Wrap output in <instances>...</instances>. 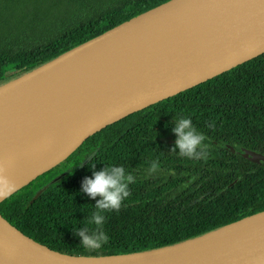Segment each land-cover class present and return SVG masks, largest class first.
I'll use <instances>...</instances> for the list:
<instances>
[{
    "label": "trees",
    "instance_id": "trees-1",
    "mask_svg": "<svg viewBox=\"0 0 264 264\" xmlns=\"http://www.w3.org/2000/svg\"><path fill=\"white\" fill-rule=\"evenodd\" d=\"M165 1L0 0V83ZM177 116L190 117L204 135L205 157L170 150ZM245 151L264 156V53L94 133L67 158L73 167L37 177L2 200L0 214L68 255L170 245L264 210V161H251ZM89 153L92 159L80 164ZM153 160L158 168L148 173ZM87 163L97 169L119 164L134 177L120 208L104 213L109 239L93 251L73 232L93 227L87 218L94 199L78 191L91 174Z\"/></svg>",
    "mask_w": 264,
    "mask_h": 264
},
{
    "label": "water",
    "instance_id": "water-1",
    "mask_svg": "<svg viewBox=\"0 0 264 264\" xmlns=\"http://www.w3.org/2000/svg\"><path fill=\"white\" fill-rule=\"evenodd\" d=\"M263 53L264 0H167L0 83V162L13 161L5 171L11 194L106 126ZM0 264H264V210L177 243L106 256L54 251L0 214Z\"/></svg>",
    "mask_w": 264,
    "mask_h": 264
},
{
    "label": "clouds",
    "instance_id": "clouds-1",
    "mask_svg": "<svg viewBox=\"0 0 264 264\" xmlns=\"http://www.w3.org/2000/svg\"><path fill=\"white\" fill-rule=\"evenodd\" d=\"M175 123L171 131L175 134L174 144L171 151L177 152L180 156L189 158H203L206 156L207 145L205 137L194 127L188 116L174 117ZM93 157L89 153L79 163L89 161ZM91 170L80 182L79 192L94 199V211L87 218L88 224L93 227L90 230L87 225L76 227L73 231L79 237V244L88 251L101 249L107 243L109 237L104 231L105 214L109 211L118 210L122 201L129 196L128 185L133 182L134 177L130 172L119 164L103 165L99 169L95 163L88 164ZM158 168V162L153 160L149 163L147 171L153 173ZM0 188L4 194H11L15 190V184L5 175H0Z\"/></svg>",
    "mask_w": 264,
    "mask_h": 264
},
{
    "label": "rangeland",
    "instance_id": "rangeland-1",
    "mask_svg": "<svg viewBox=\"0 0 264 264\" xmlns=\"http://www.w3.org/2000/svg\"><path fill=\"white\" fill-rule=\"evenodd\" d=\"M71 158L72 157H70L69 159H65V161L59 163L58 166L53 167L52 169H50L48 172H46V174L42 178L50 177V176L54 175L56 173V171L59 170V168H62L64 166L68 165L69 167L62 168V171H61V173L59 175H62L64 173H66L74 165V160L71 159Z\"/></svg>",
    "mask_w": 264,
    "mask_h": 264
},
{
    "label": "bare ground",
    "instance_id": "bare-ground-1",
    "mask_svg": "<svg viewBox=\"0 0 264 264\" xmlns=\"http://www.w3.org/2000/svg\"><path fill=\"white\" fill-rule=\"evenodd\" d=\"M134 38H137L136 36L134 37ZM13 163V161L12 160H10V161H8V162H0V175H5V171H6V169H7V167L10 165V164H12ZM18 170V169H17ZM16 172V171H15ZM6 176V175H5ZM13 177V176H12ZM12 177L10 176L9 177V179L13 182V180H12ZM3 194V189L2 188H0V197H1V195ZM150 260H148V258H143V259H140V261L139 262H143V263H145V262H149Z\"/></svg>",
    "mask_w": 264,
    "mask_h": 264
}]
</instances>
